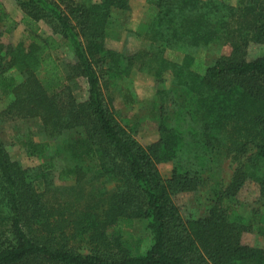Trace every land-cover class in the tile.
Wrapping results in <instances>:
<instances>
[{
	"label": "trees",
	"instance_id": "1",
	"mask_svg": "<svg viewBox=\"0 0 264 264\" xmlns=\"http://www.w3.org/2000/svg\"><path fill=\"white\" fill-rule=\"evenodd\" d=\"M14 1L19 20L0 1V91L11 97L0 118L27 122L13 143L48 161L24 169L0 135V264H264V247L243 239L264 236V55L248 50L264 44V0H146L130 52L107 45L122 38L112 15L129 0ZM20 24L16 42L1 39ZM213 42L230 52L200 68L196 49ZM65 47L73 63L54 55ZM135 70L159 83L158 138L146 145L104 94ZM57 161L66 198L48 205ZM250 184L261 205L243 213ZM181 192L204 193V213L185 217ZM137 220L145 245L128 235Z\"/></svg>",
	"mask_w": 264,
	"mask_h": 264
},
{
	"label": "rangeland",
	"instance_id": "2",
	"mask_svg": "<svg viewBox=\"0 0 264 264\" xmlns=\"http://www.w3.org/2000/svg\"><path fill=\"white\" fill-rule=\"evenodd\" d=\"M4 3L7 10L10 14L19 20L22 17L21 10L17 7L14 0H0ZM94 1V0H92ZM96 1V0H95ZM130 9L121 10L114 9L112 17L116 21V24H120L122 29V38L119 40L110 39L107 43L109 47L115 48L119 51L125 50L130 52L134 50L138 44L141 43L140 40L133 38L132 31L142 20V18L147 17L149 12H152L151 6L146 2V0H129ZM229 6H241L244 4L245 0H221ZM45 27V26H44ZM45 29H47L45 27ZM22 35V25L20 24L17 28L11 33H2L1 39L8 42H16ZM144 42V41H143ZM249 56L264 55V44H255L251 43L249 45ZM230 52L229 45L220 44V43H209L207 45L201 46L196 49V57L198 65L201 67H206V65L212 63L215 59L223 54H228ZM54 55L59 59L61 63H73L74 57L70 50L66 47L54 51ZM169 76L167 79L169 80ZM166 79V82L163 85L166 86L169 81ZM72 88L75 95L82 99L86 95V80L83 77H77ZM159 83L156 78L150 73L135 70L133 71L126 80L121 81V88L118 90L113 86H109L105 89L104 94L108 106L115 114L116 118L126 127H131L135 130L136 137L143 144H149L155 141L158 138V124L156 122L155 115L153 113V107L156 110L154 100L157 98V89ZM128 88L130 95L133 97L132 102L129 103L125 100L123 96L124 89ZM11 100V97H8L6 94H3L0 91V117L3 114L4 109L7 107ZM156 103V102H155ZM151 104H153L151 106ZM28 125V123L26 122ZM24 122H19L18 124L10 123L7 121H2L0 118V135L5 141L7 150L11 158L15 161H18L19 164L25 168H35L38 165L47 163L48 157L45 156H28L25 151L19 148L16 144L13 143V135L17 129H25L26 125ZM17 125L19 127H17ZM16 126V127H15ZM61 162L57 161V169L53 170V178L47 188L45 194L46 203L50 205L57 200H65L66 193L65 190L58 188L57 186H65L64 182L58 179V171L60 168ZM172 164L170 162H164L159 164L160 172L163 176L167 177L171 173ZM227 176L230 174V170H227ZM63 191V192H61ZM258 189L254 184L248 185L240 192V198L243 204L240 207V210L243 213H248L253 206H260L261 202L257 203L258 199ZM206 195L204 193H194V192H181L175 195L174 200L181 209V212L185 217H196L204 213L206 208L205 202ZM128 235L132 236L133 240L140 239V245H145L148 243L149 233L146 228L145 222L142 220H137L135 225L128 230ZM243 239L246 243L255 245L258 247H264V236L256 232H247L244 234Z\"/></svg>",
	"mask_w": 264,
	"mask_h": 264
}]
</instances>
